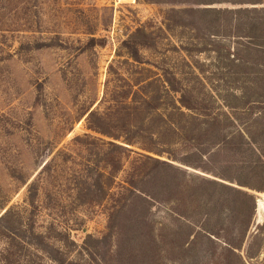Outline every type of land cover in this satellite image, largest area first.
Here are the masks:
<instances>
[{
    "label": "rangeland",
    "instance_id": "rangeland-1",
    "mask_svg": "<svg viewBox=\"0 0 264 264\" xmlns=\"http://www.w3.org/2000/svg\"><path fill=\"white\" fill-rule=\"evenodd\" d=\"M204 8L264 9V0H0V218L9 213L0 220V264H264L263 193L249 232L261 255L248 262L246 246L232 249L238 228L224 186L209 199L196 177L211 175L173 161L174 181L156 162L168 155L149 152L159 126L174 138L169 97L185 93L199 119L219 121L221 135L234 130L231 107L264 98L252 75H232L238 39L210 36L194 12ZM257 15L264 25V12ZM142 25L156 44L136 62L121 47ZM145 79L153 83L135 84ZM146 91L161 95L164 119L153 127L136 110ZM91 112L105 133L89 129ZM181 123L188 128V118ZM159 171L173 177L166 189ZM132 190L151 203L142 223Z\"/></svg>",
    "mask_w": 264,
    "mask_h": 264
},
{
    "label": "trees",
    "instance_id": "trees-1",
    "mask_svg": "<svg viewBox=\"0 0 264 264\" xmlns=\"http://www.w3.org/2000/svg\"><path fill=\"white\" fill-rule=\"evenodd\" d=\"M182 12L185 13L186 11L183 10ZM194 12L204 16L205 24L202 27L209 32L210 36L225 35L238 39L237 50L232 54H228L227 66L234 71L232 75L236 73L235 75L239 76L241 80H245V75H252L254 78L252 86L264 92V25L263 19L257 15L264 12V9L253 8L249 10L240 8L222 10L204 8ZM171 13L175 14L174 11ZM221 14H226L228 17L222 20L220 19ZM244 14H247L246 19ZM222 22H226V26H223ZM188 24L186 20H183L180 25L187 26ZM169 25H167L166 29L171 31L172 29ZM155 44L156 40L153 37V32L149 31L147 26L142 25L132 33L129 39L123 42L121 48L129 58L139 62L142 48L153 47ZM235 68L244 72L240 74L239 70L235 71ZM254 69L255 71H253ZM152 83V81L147 82L146 79L135 81L137 86L142 85V87H147ZM167 83L171 85L175 93H181L180 90L176 89L172 80L167 78ZM146 93L148 96L142 99L141 107H137L136 110L145 113L144 117L147 121H150L149 124L153 127L155 121L164 119V115L157 111L162 106L159 104L161 95L156 93V91H146ZM186 98L185 93H181L177 100L169 97L170 108L166 114L168 117L165 119L170 123V134L171 136L174 135V138L173 140H165L166 130L159 126L156 132H150V137H154L158 146L149 150V152L159 156L168 155L169 162H162L161 160H156V162L168 171L172 170L174 181L178 171L172 163L173 161L211 175L212 177H196L202 182L200 187L203 192H207L209 199L213 197L211 188L220 185L224 186L227 192L226 196L230 199L235 223L238 228V246L232 249H241L246 246L245 257L248 262H252L261 255V249L258 246V234L249 236V232L258 206L256 194H264V98L252 102L257 107L251 106L249 101H246L245 104L231 107L235 114L230 117L231 119L229 118V125L234 130L225 135H221L223 131L220 129L219 121L215 117L210 116L203 120L199 119L196 112H194L197 107L186 102ZM235 99L238 98L235 96ZM248 106L251 108L250 113L243 120L241 112L243 109L247 111L249 109ZM185 109L189 110L190 113L186 114ZM236 111L240 113L237 114ZM99 117L101 116L98 112H91L88 118V127L95 132L105 133L94 126L93 121ZM183 117L188 118V128L182 126L181 120ZM133 127L136 128V126ZM131 139L126 136L125 142L133 145ZM161 147H164L165 150H162L163 148ZM181 148H185L187 151L184 156H174L170 153L172 149L176 151V149L180 150ZM159 177L164 189L167 188L164 178H173L165 175L163 171H159ZM131 183L132 185L135 184ZM133 198L135 202L139 200L143 204L141 209L138 208L137 204L135 205L138 209V219L142 223L143 214L150 211L151 203L135 190L133 191ZM180 201L177 198L173 202L170 201V203L177 206ZM208 201L209 203L212 202ZM176 209L173 211L179 216L177 218L179 222V219L185 214L180 212L177 207ZM8 214L6 212L0 220H4ZM179 223L182 227L184 226V223ZM262 226L264 224H258V228H262ZM205 231L219 238V234L212 232L208 227H205ZM186 244L190 245L186 242L182 245V248Z\"/></svg>",
    "mask_w": 264,
    "mask_h": 264
},
{
    "label": "bare ground",
    "instance_id": "bare-ground-1",
    "mask_svg": "<svg viewBox=\"0 0 264 264\" xmlns=\"http://www.w3.org/2000/svg\"><path fill=\"white\" fill-rule=\"evenodd\" d=\"M263 208H264V203L261 202V203H260V209H263Z\"/></svg>",
    "mask_w": 264,
    "mask_h": 264
},
{
    "label": "water",
    "instance_id": "water-1",
    "mask_svg": "<svg viewBox=\"0 0 264 264\" xmlns=\"http://www.w3.org/2000/svg\"><path fill=\"white\" fill-rule=\"evenodd\" d=\"M258 201V200H257ZM263 213H264V210H263Z\"/></svg>",
    "mask_w": 264,
    "mask_h": 264
}]
</instances>
